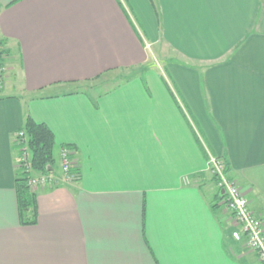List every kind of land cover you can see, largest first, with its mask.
Returning a JSON list of instances; mask_svg holds the SVG:
<instances>
[{
	"label": "crops",
	"instance_id": "obj_1",
	"mask_svg": "<svg viewBox=\"0 0 264 264\" xmlns=\"http://www.w3.org/2000/svg\"><path fill=\"white\" fill-rule=\"evenodd\" d=\"M0 38V264H262L206 167L221 157L264 225V0H0ZM161 41L168 81L145 63ZM27 117L60 165L23 224Z\"/></svg>",
	"mask_w": 264,
	"mask_h": 264
},
{
	"label": "built area",
	"instance_id": "obj_2",
	"mask_svg": "<svg viewBox=\"0 0 264 264\" xmlns=\"http://www.w3.org/2000/svg\"><path fill=\"white\" fill-rule=\"evenodd\" d=\"M5 58L0 55V86L2 85V75L5 66L1 61ZM61 170L62 182H70L74 180L77 175L72 172L74 161L71 152L66 149H61ZM19 164L24 166V169L29 173L32 169L30 167V155L26 148L22 149L21 156L18 159ZM18 164V165H19ZM207 171L213 177L216 185L223 192L224 200L227 209L233 215L234 221L238 229L232 231V237L235 240H241L243 237L248 243V247L255 251L259 261L264 264V225L253 215L248 206V201L241 192L236 183L228 176L225 168L224 160L212 154L207 150ZM50 174L30 176L28 185L31 190H35L40 185H45L52 181Z\"/></svg>",
	"mask_w": 264,
	"mask_h": 264
},
{
	"label": "trees",
	"instance_id": "obj_3",
	"mask_svg": "<svg viewBox=\"0 0 264 264\" xmlns=\"http://www.w3.org/2000/svg\"><path fill=\"white\" fill-rule=\"evenodd\" d=\"M0 55L8 56L5 40L2 38H0ZM13 142L17 152L15 192L20 221L23 224L35 223L36 197L34 190H31L28 185V179L30 176L50 174L55 169L54 136L45 124L37 123L31 117H27L23 126L13 134ZM23 148H26L30 155L29 162L32 170L29 173L18 161ZM64 148L70 151V147ZM72 172L76 173L74 166Z\"/></svg>",
	"mask_w": 264,
	"mask_h": 264
},
{
	"label": "rangeland",
	"instance_id": "obj_4",
	"mask_svg": "<svg viewBox=\"0 0 264 264\" xmlns=\"http://www.w3.org/2000/svg\"><path fill=\"white\" fill-rule=\"evenodd\" d=\"M145 50L147 52V56H148V59L147 61L145 62L147 64V66H153L154 68H156L158 70L159 73H161V75L168 81L169 80V77H168V73L165 69H167V65L170 61L173 62L174 59H176V56L175 54L173 53V50L167 46H165L164 42H159L158 44L156 45H151L149 42L146 43L145 42ZM5 58L7 57V55H4ZM4 58V60H6ZM9 63V62H7ZM145 64V65H146ZM149 68H152V67H149ZM6 66L4 68V71H3V75H2V86L4 84V75L6 74ZM139 72H141L140 69H138ZM128 73H132V71L128 72ZM112 77L107 79V76L105 77H102V79H99V81H93L95 82L96 84H98V86L95 88V90H100L99 89V84H103V83H99V82H123L125 81L128 77H129V74L127 76L124 75V74H121V76H115L114 73L111 75ZM98 82V83H97ZM108 89V84L105 85ZM1 88V86H0ZM70 89H74V87H68ZM104 88V87H103ZM54 158H55V168L58 169L59 165H60V159L58 158V155H57V151L55 150L54 151Z\"/></svg>",
	"mask_w": 264,
	"mask_h": 264
}]
</instances>
